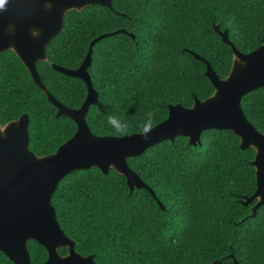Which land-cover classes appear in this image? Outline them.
Returning <instances> with one entry per match:
<instances>
[{
	"label": "trees",
	"instance_id": "1",
	"mask_svg": "<svg viewBox=\"0 0 264 264\" xmlns=\"http://www.w3.org/2000/svg\"><path fill=\"white\" fill-rule=\"evenodd\" d=\"M214 25L248 53L264 41V0H113L111 8L71 10L37 72L58 102L80 107L85 84L50 63L75 69L94 38L112 33L92 46L87 72L98 97L86 123L97 136L140 133L146 111L154 112V127L166 119L169 105L189 108L213 93L203 59L226 77L232 52ZM120 29L126 34L116 32ZM240 106L264 135V89L245 94ZM109 112L126 116L124 134L107 127L103 116ZM24 113L29 149L39 156L53 153L76 128L69 118L56 116L17 56L0 52V125ZM253 158L254 150H242L227 130L203 131L197 146L178 136L127 158L154 197L145 188L130 190L112 169L103 174L92 167L64 176L51 204L74 250L92 255L96 264H264V204L252 217L255 201L242 203L256 188ZM28 252L32 264L47 258L33 240ZM66 252L58 248L60 255ZM0 264L13 263L0 252Z\"/></svg>",
	"mask_w": 264,
	"mask_h": 264
},
{
	"label": "water",
	"instance_id": "2",
	"mask_svg": "<svg viewBox=\"0 0 264 264\" xmlns=\"http://www.w3.org/2000/svg\"><path fill=\"white\" fill-rule=\"evenodd\" d=\"M113 0H8L7 9L0 12V52L12 51L24 65L35 85L56 108V116H65L76 126L73 135L53 153L36 155L28 146L27 114L0 125V252L13 264H32L28 241L45 248L46 260L41 264H96L92 255L82 256L74 250V242L60 228L51 197L58 182L67 174L96 167L106 174L110 169L123 176L130 190L145 188L154 193L127 165V158L140 156L148 148L181 136L191 146L200 144V134L209 129L227 130L240 141L242 150L252 148L251 162L255 172L256 188L245 197L243 205L251 206V216L264 204V135L246 119L240 106L241 98L258 88L264 89V41L254 50L243 53L231 43L227 31L213 29L223 43L231 48V67L225 78H220L205 62V75L213 93L203 100L195 99L191 107L180 104L168 106L165 120L152 127L148 139L140 133L97 136L91 133L86 114L98 97L87 68L91 63L92 46L112 35L94 38L88 51L75 69L50 63V67L64 75L80 79L86 86L81 106L73 109L58 102L42 84L37 72L38 61L46 62V49L61 31L66 14L85 7L99 5L112 7ZM45 4L50 7L45 8ZM13 25L12 31L6 26ZM33 29L36 32L32 31ZM118 33H125L120 29ZM128 36L134 38L130 33ZM196 58H200L195 55ZM158 202V201H157ZM163 209V205L158 202ZM58 248H66L65 255Z\"/></svg>",
	"mask_w": 264,
	"mask_h": 264
},
{
	"label": "clouds",
	"instance_id": "3",
	"mask_svg": "<svg viewBox=\"0 0 264 264\" xmlns=\"http://www.w3.org/2000/svg\"><path fill=\"white\" fill-rule=\"evenodd\" d=\"M7 5H8V0H0V12L5 11L7 9ZM50 6H51L50 4L44 5L45 8ZM6 30L12 31L13 25L8 24L6 26ZM32 31L36 32L35 29H33ZM153 117H154V112L152 110H148L144 113V119L141 125V132H140V136L142 139L145 140L148 139L147 133L152 127ZM103 119L105 120L106 125L111 130V132L117 136L124 134L129 127V121L126 118V116L122 113L109 112L103 116Z\"/></svg>",
	"mask_w": 264,
	"mask_h": 264
},
{
	"label": "flooded vegetation",
	"instance_id": "4",
	"mask_svg": "<svg viewBox=\"0 0 264 264\" xmlns=\"http://www.w3.org/2000/svg\"><path fill=\"white\" fill-rule=\"evenodd\" d=\"M258 131V130H257Z\"/></svg>",
	"mask_w": 264,
	"mask_h": 264
}]
</instances>
